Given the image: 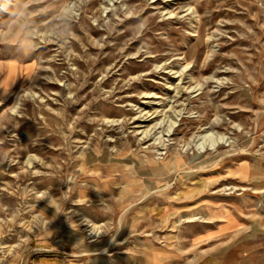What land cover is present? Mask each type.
I'll list each match as a JSON object with an SVG mask.
<instances>
[{
	"label": "rangeland",
	"instance_id": "1",
	"mask_svg": "<svg viewBox=\"0 0 264 264\" xmlns=\"http://www.w3.org/2000/svg\"><path fill=\"white\" fill-rule=\"evenodd\" d=\"M199 1L195 13L194 0H0V64L21 68L13 90L0 86V264H264V0ZM213 122L224 144L196 152ZM176 151L195 157L170 171L166 194L141 174L135 199L118 203L114 164ZM243 164L259 172L230 174ZM209 201L242 224L161 226Z\"/></svg>",
	"mask_w": 264,
	"mask_h": 264
},
{
	"label": "bare ground",
	"instance_id": "2",
	"mask_svg": "<svg viewBox=\"0 0 264 264\" xmlns=\"http://www.w3.org/2000/svg\"><path fill=\"white\" fill-rule=\"evenodd\" d=\"M169 1V0H168ZM194 6H193V10L195 13H197L199 11L200 8V1L199 0H194ZM210 3V1H206V4ZM152 19H154V17H151ZM260 18L259 13L255 14V20L257 21ZM90 29L92 31H96L95 27H90ZM202 30V29H201ZM89 46H91V43H88ZM91 48V47H90ZM196 50H194L195 52ZM14 65H10V67L12 68ZM24 73L25 75V80L27 78H29L30 75V71H31V65H25L23 67ZM30 90L26 89L24 90L21 94H19L21 97L27 96L30 94ZM152 114V113H151ZM150 114V116H151ZM145 114L142 116H139L137 118L134 119V122H145L147 120L148 117L150 116H146L147 118H144ZM141 119V120H140ZM218 125L213 122L210 123L209 125L204 126L201 129V132H204V134L202 133L199 135H195L194 138L191 140L192 144L191 148H193V146H196V152L200 153L202 151H207V150H214L216 151V149H218V147L222 144H224V138L221 135H216V137H213V135H211L209 132V130H211L212 128L217 127ZM141 134V132H140ZM133 141H135L136 136H132L131 137ZM147 138V135H144L140 140L141 141H145ZM197 138V139H196ZM206 140H209V143H205ZM200 141V143H198ZM126 147V146H125ZM127 148V147H126ZM238 149H234V151H236ZM241 150H243V148H239V152H237L238 155H241L243 153H241ZM124 151H120L119 154H124ZM230 151L228 152H223V153H219L215 156H211L210 158L200 162L198 164V167L200 169H211V168H215L218 164H224L226 162V160H228L232 155L229 154ZM192 154H194V152H192ZM195 154L190 157V161L187 162L185 160V158H187L186 155H183L180 151H176L174 153H169L167 157H165L164 159L161 160L160 163H158L157 161L153 160V159H148L147 160V165L141 163L140 166L136 167V165H131L130 167L126 168L123 163H117L113 165L114 170H116L118 172V176L117 178L119 179V181L124 182V187L122 189V192L119 196V200L118 203L121 206L124 205H128V202L132 201L133 199H135V195H133V193L136 190H139V186L136 185V180L134 179L135 176H139L141 174H149L151 176H153L155 178L156 184H158V186L161 185V183L164 181L165 183L163 185H165L162 189L160 190H156L155 192H159L160 194H166L168 192V190L170 189L171 185L168 181L170 175V171L174 170L175 172H177L179 169L184 168L187 164L190 165V162H192L191 160L194 159ZM125 167V168H124ZM258 169V170H257ZM59 172V171H57ZM212 171H210L211 173ZM259 172V167H255L253 169H251L247 164H243V165H239L233 172H230L231 175H239L240 177H254V174ZM226 178H229L226 176ZM53 182H58L57 179H52ZM203 183H202V188L200 189V193H202L203 191L206 190V182L203 179ZM256 188H260L259 185H255ZM205 188V189H204ZM239 189H243V186H238L236 184H232L231 186H225L224 187V191L225 190H239ZM81 192L80 191V195L81 196ZM147 194V193H146ZM214 194V195H213ZM211 195V198H216L218 197L217 194H215V192ZM225 193H222V196ZM210 204H208V206H200L201 208H197V209H204V211L200 212L201 215L196 217V213H194L193 211H187V212H183V214L181 215L182 218H180L178 221H172L169 222L167 224H162L161 226H167V227H177V225H179V223L182 222H194V221H199V222H203V223H209L211 222V220L214 219V217H227V221L229 224H231L232 226H240L242 223L239 222L238 220H236L233 216V211H232V207L231 205H227L225 203H217V202H212L209 201ZM234 208H238L237 206H234ZM156 211V207L153 208H146V207H142L140 212H144V213H148V212H154ZM180 212V207L175 208L174 206H166L165 208V214L169 215V214H175V213H179ZM106 227L109 226L110 224H105ZM113 227L115 226V224H112ZM130 227V228H139L140 226H142V223L139 222H131L129 225L127 223H118V228H124V227ZM108 244H105L103 246L100 247H95L90 249L91 254L95 255V254H103L107 251L108 249ZM200 256H196L194 255L192 262L195 264ZM94 264H99V262H95Z\"/></svg>",
	"mask_w": 264,
	"mask_h": 264
},
{
	"label": "crops",
	"instance_id": "3",
	"mask_svg": "<svg viewBox=\"0 0 264 264\" xmlns=\"http://www.w3.org/2000/svg\"><path fill=\"white\" fill-rule=\"evenodd\" d=\"M14 65L12 68L10 65ZM21 68L19 64L9 61L3 64H0V86L4 90H13L21 77ZM23 76L25 75L24 70L22 69Z\"/></svg>",
	"mask_w": 264,
	"mask_h": 264
}]
</instances>
